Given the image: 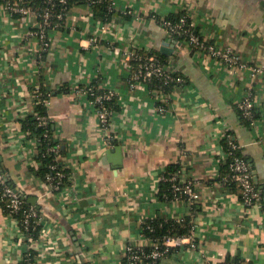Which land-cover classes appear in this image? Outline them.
Returning <instances> with one entry per match:
<instances>
[{
  "label": "crops",
  "instance_id": "obj_1",
  "mask_svg": "<svg viewBox=\"0 0 264 264\" xmlns=\"http://www.w3.org/2000/svg\"><path fill=\"white\" fill-rule=\"evenodd\" d=\"M117 6L113 14L86 3L71 6L51 31L52 46L40 64L36 38L25 37L35 19L0 7V169L44 216L37 264H120L128 242H149L143 225L152 218L196 225L197 248L174 249L159 264H224L235 257L264 264V0H117ZM183 12L209 42L262 71L222 64L156 18ZM132 46L163 57L187 79L164 100L165 113L156 109L148 85L128 84L132 64L124 50ZM250 81L259 105L254 125L238 106ZM38 83L51 93L48 105L33 96ZM88 83L116 93L112 145L104 142L92 103L73 92ZM38 105L63 148L59 162L69 182L61 191H51L39 174L33 137L23 128L22 119L35 116ZM226 133L253 168L260 196L252 206L242 201L239 185L226 180ZM172 165L194 180L200 198L193 207L159 194ZM34 197L36 204L29 200ZM27 243L0 200V264H22Z\"/></svg>",
  "mask_w": 264,
  "mask_h": 264
},
{
  "label": "built area",
  "instance_id": "obj_2",
  "mask_svg": "<svg viewBox=\"0 0 264 264\" xmlns=\"http://www.w3.org/2000/svg\"><path fill=\"white\" fill-rule=\"evenodd\" d=\"M40 1V2H39ZM79 0H4L0 3V7L11 14H19L21 16L32 17L35 19V26L30 28L25 37H35L38 46V53L36 52L35 60L40 64L43 60L44 54L51 48L52 39L51 31L59 26V23H54L57 17L62 19L66 17L71 6ZM72 2L71 5H69ZM39 3V5H38ZM85 3L91 7L93 11L94 6L99 4L106 5L107 14H113L118 10L117 0H85ZM63 6L66 10L64 12H56V6ZM131 11L129 8L125 12ZM157 20L166 28L167 32L173 36L186 41L189 45L194 46L202 53H205L222 64L235 66L240 68H248L254 73L262 71V68L249 64L245 59L238 56L236 53L217 47L214 43L209 42L199 32L196 22L187 12H183L178 18L172 19L167 16L156 14ZM90 44L96 42V37L92 36L89 39ZM125 59L132 64L131 71L127 77L128 84L131 89H135L139 84H146L150 87L152 94L157 96L156 109L160 113L167 111V106L164 100L167 99L170 92L174 88H183L187 85V79L179 73L171 71L165 64L164 60L155 54H147L136 47L127 48L124 50ZM73 92L92 103V106L98 116L100 126L104 130V142L106 144H114L117 139V134L112 130V119L116 114L113 106L116 93L112 88L99 87L96 84H77L73 88ZM254 84L249 82L246 95L239 102L238 106L241 109L242 116L250 121V125H254L259 113V105L254 94ZM33 96L42 104L48 105L50 102L51 93L42 88L38 83L34 87ZM35 118L37 125L45 127L48 124V115L44 113H36ZM45 137H49L48 132L44 133ZM55 140L56 137L52 135ZM32 141L35 144V150L39 151V146L42 141L38 137H33ZM224 152L223 157L225 161L229 159L226 180L234 182L239 185L241 190V199L247 206L254 205L260 196V192L256 181L254 179L253 168L246 157L238 154L240 150L239 143L235 140L231 133H226L223 138ZM58 141L55 144L48 145L47 152L54 153L55 160L59 162L61 150ZM60 163V162H59ZM61 165V163H60ZM51 168L56 169V175H47L51 191H61L62 178L65 173L62 168H58V163L50 165ZM162 179L172 182L171 195L168 199H183L189 203L191 207L197 204L200 194L195 189V182L193 179L182 177L178 172L172 173L168 176L162 175ZM0 200L5 202L7 213L16 217L15 214L22 213V219L16 217L25 237L28 240L24 259L28 260L29 264H37L36 257L33 259L31 252L36 250L37 238L33 236L32 230L36 226L44 223V216L40 209L35 205L26 206L22 194L8 183L7 176L0 170ZM5 209V207H4ZM157 219V218H156ZM155 218L149 219L143 225V230H155L152 222ZM184 219H180L182 221ZM178 221V220H177ZM179 221V222H180ZM33 224V226H32ZM162 224V223H160ZM187 226L189 231L187 233H165L158 238L147 236L149 242L135 244L128 242L125 246V252L120 264H159V261L166 254L174 249L188 245L191 248H197L196 225L193 221H188ZM39 228V234L43 233ZM145 234V233H144ZM224 264H234L228 261Z\"/></svg>",
  "mask_w": 264,
  "mask_h": 264
},
{
  "label": "trees",
  "instance_id": "obj_3",
  "mask_svg": "<svg viewBox=\"0 0 264 264\" xmlns=\"http://www.w3.org/2000/svg\"><path fill=\"white\" fill-rule=\"evenodd\" d=\"M3 1L4 0H0V3L3 2ZM69 3H70L69 5L72 4V2H69ZM77 3H85V0H79L75 4H77ZM38 5H39V3H38ZM94 7H95L96 10H98V12H100L102 14H107L106 5L99 4V5H96ZM55 9H56V12H59V13L60 12H64L66 10L63 6L61 7L60 5H57ZM178 16L179 15H170V16H167V17L175 19V18H178ZM65 19H66L65 16L62 17V19H59V18L56 17L54 19V23H59V26H60L61 24H63ZM161 58L163 59V57H161ZM239 110H240V115H241L242 119H244L248 124H250V121L245 119L242 116L241 109H239ZM44 111H45L44 107L41 106V105H38V107L36 108V113H38V112L41 113V112H44ZM256 115H257V117H259V113L256 114ZM22 124H23V128L26 131H29L28 134H29L30 137H38L42 141L41 145L39 146V151H38L37 156H36L37 159L41 161V166L39 167V170H38L39 174L44 179H47V175H51V176L55 177L56 169H54V168L52 169L50 165L54 164V163H58V168L59 169H61L62 165H60V163L57 160H55V155H54L53 152L52 153L47 152L48 145L51 146V144L53 145V144H55L57 142V140H55L53 138V136H52L53 135L52 124L48 120L47 126L40 127V126L37 125V120H36L34 115H28L26 118L22 119ZM45 132H48L49 137H45L44 136ZM223 143H224V141H223ZM60 150H61L60 152L62 153L63 148H61ZM238 154H241L240 150L238 151ZM228 162H229V159H227L225 161V164H224L227 173L229 171ZM177 169L178 168L176 166H174V165L170 166V168H168V172H167L166 176L170 175L173 172H176ZM0 170L5 173V171L3 169H0ZM62 171L65 173V176L62 178V182H61V184H62L61 186H62V188H64L65 186L68 185L69 177H68L67 169L62 168ZM8 183L10 184L9 180H8ZM230 183H234V182H230ZM10 185L13 186L12 184H10ZM1 187L2 186L0 185V190H1ZM171 187H172V182L171 181L162 180L161 184H160V192H159V194L161 196H163V197L170 196L171 193H172ZM23 199H24V204L26 206L31 205L24 197H23ZM2 203H3V207H5V210H6L5 202H2ZM15 215L19 219H22L23 215H22L21 212L15 214ZM160 223H162V224H160ZM152 224L154 225L155 230L150 231L149 229H145L144 228L143 231H144V233L147 236H151V237H155V238H158L159 236H162L163 234L169 233V232L170 233H172V232L187 233L189 231V227L187 226V221L179 223V222H175L173 220H166V219H162V218H157V219H155L152 222ZM32 226H33V224H32ZM39 228H40V226H36V228L34 230H32L33 236L35 238H37L38 235H39ZM31 255H32L33 259L36 257L35 250H32ZM230 261L233 262L234 264L235 263L236 264H241L240 261L236 257L230 259ZM22 264H29L28 260L24 259Z\"/></svg>",
  "mask_w": 264,
  "mask_h": 264
},
{
  "label": "water",
  "instance_id": "obj_4",
  "mask_svg": "<svg viewBox=\"0 0 264 264\" xmlns=\"http://www.w3.org/2000/svg\"><path fill=\"white\" fill-rule=\"evenodd\" d=\"M163 50H165L166 52H170L168 49H166V48H163ZM32 203H34V204H36V198L34 197V198H31V199H29Z\"/></svg>",
  "mask_w": 264,
  "mask_h": 264
}]
</instances>
